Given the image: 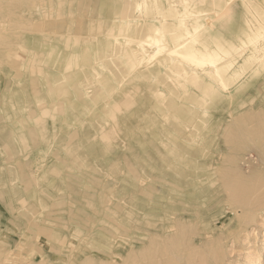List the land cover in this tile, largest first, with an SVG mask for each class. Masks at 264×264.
I'll use <instances>...</instances> for the list:
<instances>
[{
	"label": "rangeland",
	"instance_id": "obj_1",
	"mask_svg": "<svg viewBox=\"0 0 264 264\" xmlns=\"http://www.w3.org/2000/svg\"><path fill=\"white\" fill-rule=\"evenodd\" d=\"M126 1L0 0V264H264V66L214 96L132 69ZM219 6L232 43L264 24Z\"/></svg>",
	"mask_w": 264,
	"mask_h": 264
},
{
	"label": "bare ground",
	"instance_id": "obj_2",
	"mask_svg": "<svg viewBox=\"0 0 264 264\" xmlns=\"http://www.w3.org/2000/svg\"><path fill=\"white\" fill-rule=\"evenodd\" d=\"M219 1L128 0L122 11L118 12L125 16L110 22L109 37L117 46L108 38L107 49L114 54L117 47L126 42L121 37L129 32H136L134 39L126 42L134 48V53L128 59L132 69L137 65L171 57L170 67H181V80L199 82L201 87H208L214 96L218 86H227L228 82L235 81L244 74L243 65L248 62H238L244 51L249 53L247 60L255 63L260 59L259 67L264 66V24L249 29L243 36L239 35L238 44L232 43L222 36L221 28L217 27L220 26L217 25V16L223 9L219 6ZM176 3H180L182 7L177 8ZM131 6L133 10L129 11ZM142 24L144 27H141ZM257 52L262 54L257 55ZM41 246L33 247L43 259L46 257V249Z\"/></svg>",
	"mask_w": 264,
	"mask_h": 264
}]
</instances>
